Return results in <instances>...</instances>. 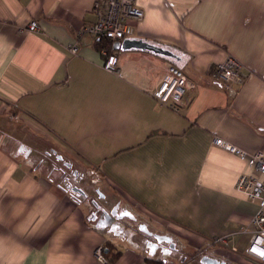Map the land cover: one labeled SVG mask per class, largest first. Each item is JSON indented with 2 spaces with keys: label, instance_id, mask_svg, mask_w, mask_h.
<instances>
[{
  "label": "crops",
  "instance_id": "obj_1",
  "mask_svg": "<svg viewBox=\"0 0 264 264\" xmlns=\"http://www.w3.org/2000/svg\"><path fill=\"white\" fill-rule=\"evenodd\" d=\"M92 3L0 0V264H97L98 245L116 264H253L240 229L257 205L235 188L245 165L213 138L264 153V0H136L125 38L174 57L110 41L116 72L81 33ZM228 54L244 73L233 97L210 76ZM169 65L187 78L178 111L151 95Z\"/></svg>",
  "mask_w": 264,
  "mask_h": 264
},
{
  "label": "built area",
  "instance_id": "obj_2",
  "mask_svg": "<svg viewBox=\"0 0 264 264\" xmlns=\"http://www.w3.org/2000/svg\"><path fill=\"white\" fill-rule=\"evenodd\" d=\"M92 13L94 20L82 27L81 33H87L95 39L120 41L131 32L130 20H140L143 11L137 6L136 0H93ZM35 22H30L24 29L37 30ZM69 51H77L75 44L70 45ZM104 57L102 66L106 71L116 72L117 62L114 53L101 49ZM210 76L216 80L228 97H233L244 80L242 64L228 54L222 61L215 63ZM187 78L176 66L169 65L162 79L151 91V95L160 104L178 111L187 90ZM213 143L236 155L244 162L245 170L240 173L235 182V188L244 193L246 198L257 205V210L251 216L249 228L242 227L240 232H249L245 247V255L253 264H264V153L262 151L248 152L223 138L215 136ZM231 236V235H230ZM229 235L214 237L208 241V247L213 245L228 246ZM235 251V246H231ZM97 264H116L109 260L104 253L103 245L94 248Z\"/></svg>",
  "mask_w": 264,
  "mask_h": 264
},
{
  "label": "water",
  "instance_id": "obj_3",
  "mask_svg": "<svg viewBox=\"0 0 264 264\" xmlns=\"http://www.w3.org/2000/svg\"><path fill=\"white\" fill-rule=\"evenodd\" d=\"M113 48L114 49L140 48V49L150 50V51L158 53V54L174 57V53H172L169 49H166L164 47H161V46L153 44V43H149V42L144 41L142 39L124 38L120 42L119 41L114 42ZM56 157L58 159H61L60 155H57ZM64 165L67 168H71V164L69 162H64ZM71 189H72V191H77V192L84 194V192L77 187H73ZM199 260H200V262H202L204 264H226L225 261L219 260L215 257H211V256L206 255V254L202 255Z\"/></svg>",
  "mask_w": 264,
  "mask_h": 264
},
{
  "label": "rangeland",
  "instance_id": "obj_4",
  "mask_svg": "<svg viewBox=\"0 0 264 264\" xmlns=\"http://www.w3.org/2000/svg\"><path fill=\"white\" fill-rule=\"evenodd\" d=\"M59 154H61V153H59ZM63 156H64V160L63 161H71L74 165H73V167L74 168H76V169H78L79 170V174L81 175V179H76V178H74V176L71 174V171H68L64 166H63V163L60 161H56V163L57 164H60L66 171H67V173H66V175H68V177L70 178V181L72 180V181H74V182H76V183H80L81 185H84V187L87 189V190H89V191H91V190H93V187L91 186V181H92V178H93V174L90 172V171H87L86 172V169H84V168H82V167H80L78 164H77V162L76 161H74V160H72V159H69L65 154H63ZM53 159V158H52ZM81 168V169H80ZM164 249H165V251H166V254L164 255V257L166 258L167 256H169L170 254H168L169 253V251L171 250V249H169V248H166V247H164ZM176 250L179 252L181 249H179L178 247L176 248ZM183 255H185V253H182ZM199 257H200V255H198V256H196L195 257V261H197L198 262V260H199Z\"/></svg>",
  "mask_w": 264,
  "mask_h": 264
},
{
  "label": "trees",
  "instance_id": "obj_5",
  "mask_svg": "<svg viewBox=\"0 0 264 264\" xmlns=\"http://www.w3.org/2000/svg\"><path fill=\"white\" fill-rule=\"evenodd\" d=\"M95 46L98 47L99 49H105L108 52H110V49L112 48V42H110V40H108V39H102V38L95 39ZM104 253L106 256H107V254L109 255V253H110L109 248L107 249V251H104ZM119 253H120L119 251L112 253L109 260L113 262L117 258V255Z\"/></svg>",
  "mask_w": 264,
  "mask_h": 264
},
{
  "label": "flooded vegetation",
  "instance_id": "obj_6",
  "mask_svg": "<svg viewBox=\"0 0 264 264\" xmlns=\"http://www.w3.org/2000/svg\"><path fill=\"white\" fill-rule=\"evenodd\" d=\"M57 155H60V154L57 153ZM60 156H61V159H59V162L61 161L63 163V165H64V162H69V161H63L64 159H63L62 155H60ZM69 163L71 164L70 169L72 171V175L76 176L75 178L79 177L78 179H81V175H78L77 172L76 173L74 172V174H73V170H72V169H74L73 164L71 162H69ZM95 207H96V211H100L101 213L105 214V217H107L106 216V210L104 209V207H99L98 204L95 205Z\"/></svg>",
  "mask_w": 264,
  "mask_h": 264
},
{
  "label": "bare ground",
  "instance_id": "obj_7",
  "mask_svg": "<svg viewBox=\"0 0 264 264\" xmlns=\"http://www.w3.org/2000/svg\"><path fill=\"white\" fill-rule=\"evenodd\" d=\"M75 197V196H74Z\"/></svg>",
  "mask_w": 264,
  "mask_h": 264
}]
</instances>
